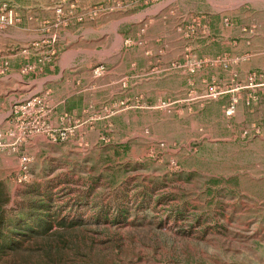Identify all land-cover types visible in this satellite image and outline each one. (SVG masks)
Listing matches in <instances>:
<instances>
[{
	"label": "rangeland",
	"instance_id": "rangeland-1",
	"mask_svg": "<svg viewBox=\"0 0 264 264\" xmlns=\"http://www.w3.org/2000/svg\"><path fill=\"white\" fill-rule=\"evenodd\" d=\"M6 9L0 264H264V0Z\"/></svg>",
	"mask_w": 264,
	"mask_h": 264
},
{
	"label": "crops",
	"instance_id": "crops-1",
	"mask_svg": "<svg viewBox=\"0 0 264 264\" xmlns=\"http://www.w3.org/2000/svg\"><path fill=\"white\" fill-rule=\"evenodd\" d=\"M93 1L94 0H84V2H86L87 4H90ZM46 10L48 11L49 9H46ZM75 11H77V9ZM50 12L54 13V10L50 11ZM37 20L40 21L39 25H41L43 20L42 19H37ZM5 31H7V30H5ZM3 36L6 37L5 39L13 38V36L9 33L4 34ZM24 37L26 38V35H24L19 42H26ZM6 43H4V44L7 45V47H8L7 50L5 48V51H4L2 49V46H0V79L8 78V79H10V82H13V85L16 84L17 82H20V83L25 82L24 80H22L21 76L23 77V76H25L24 74H27V73H23L21 71L22 65L26 62H30V59L32 57H33L32 59L36 60V58L40 57V55L36 54L35 55L36 57L31 56L33 54L28 53V49L23 48V47L22 48H14V49L9 48L11 44H13V46L15 45V42L11 41L10 39H7ZM11 47H12V45H11ZM3 62H8V66L3 67ZM37 62H38V66H36L37 64H34L35 69L37 68L35 72H34L35 69L33 70L34 73H40L42 71V67L39 66V64H43L44 62H40L38 60H37ZM20 83L18 85H20Z\"/></svg>",
	"mask_w": 264,
	"mask_h": 264
},
{
	"label": "built area",
	"instance_id": "built-area-1",
	"mask_svg": "<svg viewBox=\"0 0 264 264\" xmlns=\"http://www.w3.org/2000/svg\"><path fill=\"white\" fill-rule=\"evenodd\" d=\"M56 10H57L56 11L57 13H60L61 12V9L60 8H58ZM16 21H17V18H16V15H15V13H14V11L12 9H6L2 13H0V26L1 27L12 25ZM30 68H31L30 66L24 65V68H23L22 71L23 72L28 71V70H30ZM38 102H40V100L35 97V98L27 101L24 106L31 108L32 106H34ZM37 127L42 130V133L48 132L47 126L43 122L42 123H35V124L29 125L28 127H25L24 130L21 132L22 136L26 135L25 130H29V132H31V129L32 128L33 129H36ZM3 138L4 137H3L2 133L0 132V147H2V146L5 145L4 144V141H3ZM52 138H53V140H56V137L55 136H53ZM61 138H63V137H61ZM26 162H27V158L23 157L21 159V164L23 165V168H25V163Z\"/></svg>",
	"mask_w": 264,
	"mask_h": 264
}]
</instances>
